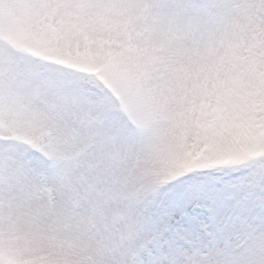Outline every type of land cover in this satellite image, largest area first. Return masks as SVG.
I'll list each match as a JSON object with an SVG mask.
<instances>
[{
	"label": "snow or ice",
	"instance_id": "6c2138e0",
	"mask_svg": "<svg viewBox=\"0 0 264 264\" xmlns=\"http://www.w3.org/2000/svg\"><path fill=\"white\" fill-rule=\"evenodd\" d=\"M0 264H264V0H0Z\"/></svg>",
	"mask_w": 264,
	"mask_h": 264
}]
</instances>
